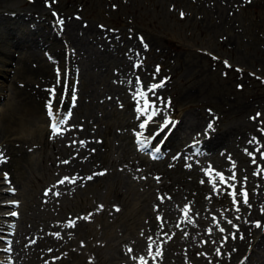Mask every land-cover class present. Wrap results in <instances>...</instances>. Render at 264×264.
<instances>
[{"label":"rangeland","instance_id":"obj_1","mask_svg":"<svg viewBox=\"0 0 264 264\" xmlns=\"http://www.w3.org/2000/svg\"><path fill=\"white\" fill-rule=\"evenodd\" d=\"M27 1L28 0H9L3 2V0H0V6L3 5V6L11 7L12 11H16L19 9H26L27 6L29 5ZM217 1L218 0H212V1L200 0V2L198 0H52V1L44 0L43 1L45 7L48 8L49 11L51 10L52 14H55L56 11L64 12L67 15L73 17L79 23L89 25L92 27L93 26L106 27L110 31L113 32L115 31L118 34L119 33L124 35L126 34L125 35L126 38L129 36V34L134 33L132 35H135L137 37L139 36L138 38L142 40H150V38L153 39L155 46L151 47L150 49L145 48L140 55L133 56L132 57L133 61L132 63H130L133 64L134 62L135 63L134 68L137 69V72L135 73L133 78L140 77L141 79H143V81L146 84L145 90L149 85L159 84L161 82H164L163 87L158 88V90L154 94L151 93L148 95L149 101L154 102L155 107L157 109V113L152 116L151 120H149V123L153 122V124H155L154 125L155 127L153 128L150 127L149 128L150 131L149 129H147L146 135L145 133L143 135L144 139H146V137H153L155 131H153L152 129L159 127L158 131H161L159 138L161 136L163 137H161L159 141L158 139H154L151 143H149V149H151L157 145L162 146L166 141V139L168 137H171L173 133L175 134L178 132L181 133L180 136L183 137L182 140H184L185 144L189 145V147L191 146L190 147L191 149L187 147L185 151L181 152V154L178 152L175 154L176 156L174 155L173 156L175 157L174 158L175 163L179 161V158H183L184 156L186 157V158L184 157L185 159L182 161L183 167L188 170V174L184 177V181L186 178L188 179L189 175L190 178L191 177L193 178L195 174L194 177H198L197 184L199 186H202L203 184L204 185L206 184L208 186L212 185L213 184L212 181L215 180V182L218 183V185H220L222 188H220L215 193L213 192V196H212L213 198L212 197L207 198L208 200L204 199L202 203L200 201V205H202L201 206L202 208L200 207L198 208V210H193L192 212L191 210L193 209L194 206H192L191 203H187L186 200L184 199L185 194H182L183 189L178 187L176 184L175 185H171L168 183L166 184V182H164V180L160 178L158 173H156L155 175V172H153L154 170H151V172L150 171L147 172L148 167L151 168L153 166L152 165L153 162L151 163L150 161L146 160L147 158L145 159L146 162H143L141 160L139 161L140 156L134 154V152L132 154L130 152L131 155L123 156L122 150L119 147L120 142L122 140L119 134L124 132L125 130L123 129V127L117 125H115L113 128L110 129L108 125H106V122L104 120L107 119L108 121L107 120L106 121L109 124V122H113L114 120L115 121L122 120L123 122L129 119L130 122L128 124V127H130V130L128 129V131H130V138H133V134L137 128L136 125H138V121L141 118L147 119L146 115H142L140 112H138L139 105H138L137 97L134 95L135 89L134 88L131 90L128 89L124 93L120 90L119 83L121 78L118 77V74H115L118 73L117 71L120 70V66L117 65V67H115L116 65H114L113 62H109L107 60L108 56L105 55V51L100 53V51L97 50L92 51L90 49L87 51V53L84 54V57L83 56L81 57L79 54H77L78 51L75 50V48L71 46L67 47L66 50L64 51V56H66L65 57L66 59H69L71 57L73 59H77L78 61L81 60V66L79 65L76 67L78 68V73H74L73 76H69L68 78V69L66 68V71H64V73L62 72L63 75L65 74L67 76L68 87H72V89L71 90L67 89L66 92L65 90L66 82H64L62 86V82L65 78H62V81L60 82L61 86L60 85L58 87L50 86L49 90L53 88L56 89L58 93L60 92L63 94V92L64 93L66 92L65 93L66 96L68 98H71V100H73L76 96L81 95V93L84 94L85 92H89L93 89H97L96 91H98L99 94L102 93L100 94L101 96L97 98V101L99 103H102L103 101L107 102L105 104L106 107L103 108L104 109L103 112L107 110L109 111V109H111L113 115L112 116L109 115L106 118L102 117V119L97 124L95 123L96 121H94V118H91L90 127L80 131L81 129H79L74 124V121L73 122L67 121L69 119L68 116H71V114L69 111L67 112L64 106H62V103H58L57 108H59V110H57L56 113L58 114L59 121L60 120L64 121L63 123L59 124L61 131L58 135H60V137H62L63 140L67 137L65 139V141L67 142L66 144L74 145L75 151H78L79 150L78 147H80V150L82 149L87 153V152H92L96 148V150L93 151L95 152L94 154H97V152H101L102 155H104L110 150L111 151L110 160H105L107 159L106 155L105 157L99 155L97 159H94L96 161L87 163V169L85 170L84 175L78 178L75 174H72V176L65 175L64 173L63 176L62 174H60V176L55 175L54 173L55 170L53 169H52L53 171L50 170L52 174L46 176L47 174L45 173V171L41 169L43 166L44 167H47L48 165L50 166L49 161L46 159V154L48 153L50 159L51 158L53 159L54 163L51 165L52 167L55 168H57L59 165V157L56 158L53 152L51 154L49 148L41 149V147L37 148L35 146H30L29 151L32 152L33 154L30 153V155L32 154L31 155L32 157L29 156V158L31 157L30 160L33 162V164L31 167H27V171H25L26 173L24 172L22 177L19 178V180L21 179L20 180L21 182L18 180V184H20L19 185L20 187L17 188L16 194H14V192L16 191V187H12L13 184L9 181L10 179L7 178L2 173H0V218L6 217L4 218L3 221L13 225V228L17 229L18 233L15 236L16 238L15 240L18 241L16 246L20 244L17 250L19 251V253L20 252L23 253L26 250V248L23 246V241L29 240L30 236L32 234H35L34 233L35 228L32 227L28 229V227L31 226L32 221L24 220V217L27 216L29 211L31 210V207L35 211H37L38 214L40 213L42 215L46 214V218H48L45 220H41L42 222L40 224V221L37 220L35 221V219L32 217L33 215H31L32 219L36 222L37 228L38 229L41 227L43 228V229L41 228L42 231H40L39 233L40 235L44 231L45 223L46 224L50 223L51 225L52 223L59 222L60 226L63 225L62 227L64 229L65 228L68 229V230L66 229L64 230L61 227L64 230V232H67L68 234L65 233L66 237L65 236L63 237V235L62 237H59V239L60 238L61 239L57 241L58 242L57 244L54 245L53 251L52 250L47 251L46 258L44 257L38 260L37 259L38 255L37 256L35 255L36 258H34L31 262H29L30 264L32 263L47 264V261L49 259L55 258V255L52 254L55 253V250L59 248H61L62 251L63 250L65 252L67 251L68 253H73V252L76 253L79 252V250L81 249V252L84 253V255H82L83 253H81L82 256L81 259L82 262L86 264H109V263L110 264H143L141 258H143V261H146L147 264H176V263L177 264H194V263L209 264L210 260H212L211 261L212 264H215V261L213 260L214 256L217 258L220 264H224V262L220 260V256L223 252V248H222L223 241L225 240V238H227L228 240H231L233 238L228 231V226H230V224L233 223L232 222L233 220L243 221L246 218V216H249V219L247 220H249V222H251L252 224L256 222V219L253 217L254 215L252 213L256 207H258L259 205L262 204V202H264V159H262L260 155V152H264V131H262L264 130V0H251V2L247 0L244 3L243 2L239 3L240 5L238 3H236L235 5V3L233 2L229 5L227 4L228 0L227 1L219 0L218 2ZM208 6L209 8L211 7L210 10L212 11V13L209 10ZM181 13H183V18H181ZM225 15H227L228 17L227 16L225 17ZM56 32H57V37L61 38L62 40L64 39L65 44L66 43L68 44L69 41L74 42L78 40L77 33L75 32V29H72L71 26H69L66 30L60 28ZM75 38L77 39L75 40ZM90 45L99 48L98 43L96 44L90 43ZM12 48L14 49V53L17 54L22 53V49L20 47H12ZM39 52L42 56L44 55L43 53H41L42 49H40ZM82 52L83 51L80 50V53ZM96 54L99 56L98 58ZM46 60H50V56L47 57ZM34 61L35 63H37V60ZM103 62L106 65L107 63L109 64L107 71H105V68L102 66ZM100 64H101V69H100ZM157 66H159L160 69L159 72L156 71ZM7 67L9 66L7 65ZM53 68L50 67V70H52ZM33 83L36 84V86L38 84H40V86L45 85L46 84L45 75L42 74V76H38L35 80H33ZM59 87H61L62 90H60L61 88L59 89ZM113 88L115 90H113ZM103 92H106L107 94ZM117 92H119L120 94ZM116 95H118V97ZM129 95L130 97H128ZM184 95H192L193 97L192 104H186V106L182 105V98ZM127 100L131 102L132 109L133 110L135 109L134 110L135 112L134 111H133L134 113L132 112V116H130V118L128 117L124 118L125 111L123 110L125 108V103H126L125 101ZM109 101L111 102L109 103ZM116 101L118 105H115ZM0 106H1L0 107L1 110L2 105ZM164 109L167 112V114L165 115L164 112H162ZM44 111L45 110H42V115H44L43 118L37 120L35 122V125L31 124L30 120L27 117H24L23 126H21V124H12L11 131L7 132V138L13 139L14 137L24 136L25 133L24 130L21 129V127L24 128L29 125L31 128L34 127L33 129H35L34 134L32 133V135H29L31 136L29 138H35L42 141L47 140L46 138L48 134L46 131L48 128L49 120ZM63 111L66 113H64ZM101 111L102 108L99 107L96 110L95 115L99 113L98 115L100 116L102 114ZM257 113H260L261 115L257 117L255 120L252 119L253 117L257 116ZM21 115L23 114L21 113ZM167 115L169 118L166 117ZM164 117L166 119H164ZM166 120L167 121L170 120L171 123H169L167 127H163ZM37 124L40 126H38ZM176 124L177 126L175 127ZM209 124L212 125L211 128H209ZM235 124L237 125L236 126L237 129H234L235 130L234 133H231L229 137L222 138L221 142H219V144H217L212 149L207 148V150H204V149H200L199 147L196 148L198 150L193 149V146L196 145V142H200V140L198 141V139L200 138L194 139L193 135L196 136L198 135V133H203L205 129L209 131H213V133L221 132L224 131V129H226L229 125L230 127H232V125ZM149 125H151V123ZM68 127L71 129H69ZM107 129L111 130L113 134L114 133H118V134L108 135L106 134L107 131H105ZM120 129H122V131H120ZM83 132H85L86 135L85 133L83 134ZM103 135H108V137L110 136L108 138V142H109V144L107 143L108 145H104L106 140ZM185 137H187L186 141H185L186 139ZM84 139L86 142L84 141ZM154 141H158V143H155ZM110 142L112 145L110 144ZM83 143L85 145H83ZM33 144L38 146V143L35 141ZM76 148L78 150H76ZM257 149H260V151L259 152L256 151ZM166 152L168 154V149L167 151L166 150L162 151V149L160 148V153L162 157V158L160 157V160L162 159L165 160L166 157H168L166 156L167 155ZM185 152L187 154H185ZM204 153L205 154L208 153V155L210 154L211 155L210 157L207 158L206 156L208 155L207 154L205 155ZM249 153H252V156L255 157L256 159L255 164L252 162V156H250ZM181 155L183 156L180 157ZM157 159H159V157H157ZM192 160L193 161L196 160L197 162H199V164L196 161L195 164ZM201 160L204 161L202 162ZM103 162H105V164ZM132 162L135 163V165L139 164L138 165L139 167L136 166L135 168L134 166L131 167L130 165ZM115 168H117L118 171ZM258 169H260V173L255 174L257 173ZM112 172L113 173L115 172V174H112ZM98 173H103V174H98ZM120 173L121 174L124 173L123 176H126L125 177L126 181L124 179L122 180ZM191 173H193V175ZM217 173L222 174L225 178L231 177L234 173L236 179L235 180L228 179L227 184L220 183L219 178L216 176ZM105 174L107 175V177ZM34 175H36L37 177ZM100 175L103 177H101ZM111 175L112 177L114 176L113 177L114 179H112ZM95 177L97 178L94 179ZM111 179L112 181H110ZM187 179L185 182H188ZM62 180L66 182L60 183V181ZM76 180L77 181L79 180V182H76ZM127 180L130 182L128 183ZM69 182H73V183H69ZM114 182H116V184H114ZM49 183L52 186H50ZM119 184H121V186ZM124 184H126V186ZM163 184L167 187H165ZM69 185L72 186L69 187ZM79 185L81 186V188H79L80 187ZM129 185H131V187ZM232 185L235 186V191L237 193L236 200L238 201V203L236 204L233 203V196L231 195V192L233 191V188L231 187ZM167 188L170 190H168ZM197 188L198 190H202V188L200 187ZM7 189H9L11 192H9ZM12 189H13V193H12ZM48 189L52 190L53 193L52 191L49 192ZM58 189L60 190L58 191ZM123 189L125 192L123 191ZM119 190L121 191L119 192ZM245 190L248 193V204H244L243 197L240 196V193ZM64 191L66 192L67 195L65 194ZM46 192L48 193L46 196L49 195L50 198L48 200L43 199V201L46 202V204L44 203L45 204L44 206L43 201L41 200V194L42 193L46 194ZM55 193H59V195H55ZM97 193L99 195H97ZM12 197H16L17 199L15 200L17 202V204H15V209H11L12 205L10 207V204H7V202L10 203L13 200ZM60 197L62 198L61 200ZM64 197H66L67 199L69 198V201L68 200L66 201ZM171 197H175L173 198L175 200L178 199L177 203L179 204L180 209L178 208L179 212L176 211L175 209L174 216L175 214H177L176 217H174L170 213H168L170 214L168 215L166 213L167 209L165 211V208L167 206L166 202L167 204H169L170 202L169 199H172ZM34 198L36 199V205H33V202H35ZM104 198L107 199V202H105ZM143 198H147V199H143ZM219 200H223V201H219ZM19 201H22V205H18ZM146 201L149 202L147 203ZM91 202L92 205H90ZM143 204L144 206H142ZM107 205L111 207H108ZM101 206H103V208ZM131 206L133 208H131ZM237 207L239 208V211H237ZM54 208L57 211H59V213L58 212L55 213L56 210ZM115 208L118 209L117 210L118 212L116 211ZM120 208L123 209L121 210ZM186 208L188 209L187 212L185 211ZM87 209L89 212H87ZM61 210H63V212L60 213ZM147 211L148 213H146ZM123 212H125V215ZM12 213H16V215H12ZM115 213H117L118 216ZM68 214H70L71 217L68 216ZM77 214L80 215L81 218L79 219V221L76 222V219L79 217L76 216ZM195 215L197 218L195 217ZM113 216L115 219L113 218ZM164 216L165 217L168 216L166 217L167 220L164 219L165 218ZM224 217L227 218L225 219ZM70 218L71 219L73 218L72 221H70L71 220ZM120 218L123 221H121ZM83 219H87V220H83ZM173 219H176V221H173ZM207 219L210 221H207ZM113 220L115 221L113 222ZM182 220L185 221L186 223L184 227H181L180 225ZM193 220H195L196 222ZM211 220L213 223L211 222ZM46 221H48L49 223ZM228 221H231V223H228ZM79 223H82V225L86 226V228L84 230L79 229L78 228ZM162 223L164 226L162 225ZM188 223L191 224V227ZM112 225L113 227H111ZM154 225L156 228L154 227ZM207 225H209L210 227ZM192 226L194 228H192ZM7 227L8 224L3 223V228H0V264H9L11 258V256L8 253V249H9L8 246H10V244L7 239L10 238V236H8ZM121 228L122 230H120ZM220 228H223L224 231L221 232ZM148 229L150 231H148ZM185 229L187 231L191 229L193 230L194 233L191 235V239L193 237L194 238L192 239L193 241L191 242H193L192 247L193 246L195 247L192 249V251L189 250V252L187 251L186 253H184L182 257H179L178 259L174 258L176 262H173L172 261L173 259H171V257H168V254L170 252V249L174 248L175 246L176 249L174 251L181 249V247L185 249L183 246L184 244L183 240L189 238V236L184 237V235L187 234V231ZM198 229L200 230L198 231ZM49 231H51L52 233L55 232L56 230H48V232ZM261 231L252 233V238L253 239L255 238L254 242H257L258 239H261L260 234L262 235V233L264 232V222L262 223ZM115 232H119V233L117 234ZM197 232L198 234L199 233L200 234L198 235ZM54 234L55 236H57L58 234H60V230L59 232ZM91 234H93V236ZM115 234L117 235L118 238H119L118 235H120L121 237L119 238L120 240H118L117 237H114ZM124 235L126 236L124 237ZM158 235L161 237H159ZM32 237H36V235ZM108 237L110 239H108ZM157 237H159L160 239ZM203 237H205V239ZM62 239L64 240L62 241ZM112 239L113 240L115 239V241H113ZM110 240L111 242H109ZM106 241L107 243L108 242L109 243L107 244ZM134 242L135 243L141 242V244L137 243L136 245ZM194 242H196V244ZM110 243L111 245L108 247ZM202 243L204 244V246ZM96 244L99 245L96 246ZM103 244H105L106 247ZM57 245L59 246L57 247ZM92 245L96 247H93ZM55 246L57 248H55ZM111 246L115 249L112 250L113 248ZM253 246L254 245L249 246V243L246 245L245 254L238 259L239 263L264 264V235L262 236V239L259 240V243H257L255 246L258 250L257 254L254 257L255 259L254 258L249 259L251 256L250 254L252 252ZM37 247H41V244L40 243L37 244ZM67 248L70 249L68 250ZM85 248H87V250ZM104 248L106 251L104 250ZM97 250L98 252H96ZM130 250L133 251V253ZM217 250H219V254L217 253ZM75 253L73 256H75ZM85 254H86V258H85ZM110 257L112 259V262H110L111 261ZM123 257H125V259ZM200 257L202 259H200ZM99 258L100 259L103 258L104 260L102 259L103 260L102 261ZM198 259H200L201 261ZM238 262L236 264H239ZM219 263L217 262L216 264Z\"/></svg>","mask_w":264,"mask_h":264},{"label":"bare ground","instance_id":"obj_2","mask_svg":"<svg viewBox=\"0 0 264 264\" xmlns=\"http://www.w3.org/2000/svg\"><path fill=\"white\" fill-rule=\"evenodd\" d=\"M9 0H3V2H6ZM44 0H28L27 2L29 3V5L27 6L26 9H19L16 11H12L11 7H7V6H0V97L3 94V91H7L8 89V94H6L3 97V101H2V109L0 110V154H2V158H0V173H2L3 175H5L7 173L8 177L10 180V182L15 186V187H20L18 184V180L20 177H22L23 173L25 171H27V167H31L33 162L30 160L31 159V155L33 154L32 152L29 151L30 146H35L37 148L43 149V148H49L52 152L55 154L56 158L59 157V165L57 168L52 167L51 164H53V159L49 157L48 153L46 154V159L49 161L50 166L48 165L47 167H42L41 169H43L45 171L46 176L51 175V171L55 170V175H59L63 173L65 175H72V174H76L77 178L84 175L85 170L87 169V163L96 161L94 159H97V157L99 155H101L102 157L106 155L105 160H110V150L102 155L101 152H97V154H94L95 152H93L94 150H96V146L94 147L95 149L92 152H85L82 149L80 150V147L78 151H75L74 148L71 146V144L67 145L65 139L63 140L62 137H59L58 135L55 134V132L49 130L46 131L48 136H47V140L42 141V140H38L35 138H29V135H32V133L34 134L35 129L31 128L29 125L27 127H24L21 129L24 130L25 135L22 137H14L13 139H8L7 138V132L11 131V126L12 124H21V126H23L24 122V117H27L31 124L35 125V122L39 119H42L44 115H42V110L45 109V107L47 106V104L51 101L52 102V106L54 109H57L56 105L58 104V101H61V93L56 90L55 91V95L54 97L50 94V86L53 87H58L60 85V82L62 81V78H64V75L62 74V72L64 73V71H66V68L68 69V78L69 76H73L74 73H78V68H76L77 66H81V60L78 61L77 59H73V58H69L66 59L64 56V51L66 50L67 47H73L75 48V50L78 51L77 54H79L81 57H84V54L87 53L88 50H92V51H100V53L105 51V55H107V60L109 62H113L114 65H116L115 67H117V65L120 66V70L117 71L118 73V77L121 78L120 83H119V88L120 90L124 93L126 90H131V89H135V81L136 78H133V76L135 75V73L137 72V69L134 68V62L132 63V57L136 56V55H140L145 48H151L155 46V43L153 41L152 38H150V40H142L139 39L137 36L129 34V36L126 38V34H121V33H117V32H113L110 31L108 28L106 27H95V26H89V25H85L82 23L77 22L73 17H71L70 15H67L64 12H58L56 11L55 14L51 13V10L49 11L48 8L45 7ZM50 1V0H49ZM52 1V0H51ZM200 2V0H198ZM203 1V0H201ZM212 1V0H211ZM219 1V0H218ZM217 1V2H218ZM227 1V0H226ZM247 0H228L227 4H231L232 2L235 3H241V2H245ZM249 1V0H248ZM216 2V3H217ZM222 2V1H221ZM224 2V1H223ZM205 3V1H204ZM225 3V2H224ZM247 3V2H246ZM245 3V4H246ZM203 4V3H202ZM226 4V3H225ZM209 5V4H208ZM214 5V4H213ZM240 5V4H239ZM204 6V5H203ZM217 6V5H216ZM229 7V6H228ZM209 8V6H208ZM211 8V7H210ZM209 8V10H210ZM214 8V7H213ZM216 8V7H215ZM232 8V6H231ZM225 10V8H224ZM211 11V10H210ZM222 11V10H221ZM204 12V11H203ZM232 12V11H231ZM208 13V12H207ZM206 13V14H207ZM212 13V11H211ZM215 13V12H214ZM218 13V12H217ZM221 13V12H220ZM226 14V13H225ZM211 15V14H210ZM215 15V14H214ZM227 15H225L226 17ZM211 17V16H210ZM228 17V16H227ZM230 17V16H229ZM205 18V17H204ZM222 18V17H221ZM60 20H63V24L61 25L59 23ZM69 26L72 27V29H75V32L77 33V37L78 40L74 41V42H70L67 44H65L64 39L62 40L61 38L57 37V30L62 28L63 30H66ZM71 29V28H70ZM68 31V30H67ZM81 32V33H79ZM132 32V31H131ZM68 33V32H67ZM70 33V31H69ZM68 35V34H66ZM72 35V34H71ZM132 35V36H131ZM77 38H75L76 40ZM66 40V39H65ZM74 40V39H73ZM146 41V42H145ZM90 43L92 44H99V48H96V46H91ZM12 47H20L22 49V53L20 55H18L17 53H14V49ZM40 49H42V52L44 55L42 56L40 54ZM102 49V50H100ZM80 50H82L83 52L80 53ZM44 51V52H43ZM76 53V52H75ZM75 54V55H77ZM45 56V57H44ZM50 56V60H46L47 57ZM97 58L99 57L96 54ZM77 57V56H76ZM105 57V56H104ZM31 59L37 60V64L35 65V61H31ZM99 60V59H98ZM103 60V59H102ZM138 60V59H136ZM107 62V61H106ZM140 62V60H139ZM53 63V64H52ZM130 64V65H129ZM7 65L9 67H7ZM84 65V64H83ZM91 65V64H90ZM97 65V64H96ZM99 65V62H98ZM105 68V71L108 70L109 64L107 63L102 65ZM138 66V64H137ZM50 67H54L52 70H50ZM102 67V68H103ZM112 68V67H111ZM110 68V69H111ZM119 68V67H118ZM100 69H101V64H100ZM12 72H11V71ZM59 72V75H58ZM115 72V71H114ZM82 73V72H81ZM112 73V72H111ZM42 74L45 75L46 77V84L40 86V84H38L36 86V84L33 83V80H35L38 76H42ZM44 78V77H43ZM45 79V78H44ZM143 87H146L145 82L143 81V79H141L139 77ZM65 80V79H64ZM63 80V82H65ZM6 81V82H5ZM44 81V80H43ZM132 83H129V82ZM41 82V81H40ZM63 82H62V86H63ZM149 82V81H148ZM18 83V84H17ZM151 84V83H150ZM49 86V87H48ZM61 86V85H60ZM43 87V88H41ZM52 88V87H51ZM61 87H59L60 89ZM105 88V87H104ZM53 89V88H52ZM58 89V88H57ZM58 89V90H59ZM71 90L72 87H68V90ZM62 90V88L60 89ZM64 90V89H63ZM97 89H93L89 92H85L84 94L81 93V95L76 96L72 101H70V99L65 98L63 100V106L66 108V110H68L71 114V116H68V120L67 121H74V124L82 130H85L87 128L90 127V120L91 118H94V121H96L95 123L97 124L102 117H107L109 115H113V113L111 112V109H109V111H104V107L105 104L107 102H102L99 103L97 101V98L100 97L102 93L99 94L98 91H96ZM107 90V89H106ZM111 90V89H109ZM113 90H115L113 88ZM118 90V89H117ZM136 90V89H135ZM158 90V89H157ZM156 90V91H157ZM73 91V90H72ZM101 91V90H100ZM119 91V90H118ZM107 92V91H106ZM103 92V93H106ZM131 92V91H130ZM128 92V93H130ZM64 93V92H63ZM66 93V92H65ZM113 93V92H112ZM119 93V92H117ZM107 94V93H106ZM120 94V93H119ZM133 94V93H132ZM151 94V93H149ZM148 94V95H149ZM123 95V94H122ZM135 95V94H134ZM3 96V95H2ZM15 96V97H14ZM107 96V95H105ZM118 97V95H116ZM125 96V95H124ZM15 99H14V98ZM112 97V96H111ZM121 97V96H120ZM130 97V95L128 96ZM134 97V96H132ZM125 98V97H124ZM108 99V98H107ZM131 99V98H130ZM99 100V99H98ZM103 100V99H102ZM114 100V99H113ZM138 100V99H137ZM107 101V100H106ZM134 101V100H133ZM193 101V97L192 95H184L182 98V105L186 104H192ZM111 101H109L110 103ZM115 102V101H114ZM125 108L123 111H125V117L124 118H130V116H132V112L135 110L132 109L131 107V102L129 100L125 101ZM135 102V101H134ZM62 103V102H61ZM136 103V102H135ZM134 103V104H135ZM133 104V103H132ZM13 105V106H12ZM113 105V104H112ZM117 101H116V104ZM109 106V105H108ZM107 106V107H108ZM102 108V114L99 116L98 114L95 115L96 110L98 108ZM113 107V106H112ZM165 108V107H164ZM116 109V108H115ZM137 109V106H136ZM162 109V108H160ZM58 110V109H57ZM185 110V109H184ZM67 111V112H68ZM122 111V112H123ZM64 112V111H63ZM100 112V110H99ZM121 112V111H120ZM135 112V111H134ZM133 112V113H134ZM139 112V111H138ZM162 112H164V115L167 114L166 110L164 109ZM20 113V115H19ZM21 113L23 115H21ZM66 113V112H64ZM177 113V112H176ZM68 114V113H67ZM138 114V113H137ZM139 115V114H138ZM137 115V116H138ZM57 116L55 115V118ZM116 117V116H115ZM118 117V116H117ZM122 117V116H121ZM145 117V116H144ZM167 118L168 115L166 116ZM123 118V117H122ZM163 118V117H162ZM110 119V117H109ZM119 119V118H118ZM134 119V118H133ZM131 119V120H133ZM164 119H166L164 117ZM47 120V119H45ZM66 120V119H65ZM105 119L104 121L106 122V125H108V127L111 129L113 128L115 125L117 126H121L123 127V129L125 130L124 132L120 133L119 135L121 136L122 140L120 142V148L122 150V154L123 156L126 155H131L133 152L136 155H139V161H143L146 162V158L148 159V157H144L145 154H141L139 153L132 144V140L130 138V131H128V129L130 130V127H128V124L130 122L129 119H127V121H123L119 120V121H113V122H109L108 124V120ZM168 120V119H167ZM166 120V121H167ZM41 121V120H40ZM170 121V120H169ZM64 122V121H63ZM134 122V121H132ZM151 123V125H149ZM147 123L145 128L149 129L150 127L153 128L155 127L153 124V122ZM174 123V122H173ZM71 124V123H70ZM73 124V123H72ZM93 124V123H92ZM131 124V123H130ZM178 124V123H177ZM177 124L175 125V127L177 126ZM38 125V124H37ZM66 125V124H65ZM102 125V124H101ZM40 126V125H38ZM137 126V125H136ZM236 124L232 125V127H230V125L224 129V131L221 132H216L213 133V131H209L207 129L204 130L203 133H198V135L193 137L194 139L200 138L198 139V141L200 140V142H196V145L193 146V149H196L197 147H199L200 149H204L207 150V148L212 149L213 147H215L217 144H219V142H221L222 138L224 137H229L231 133H234V129L236 128ZM43 127V126H42ZM174 127V128H175ZM38 128V127H37ZM65 128V126H64ZM69 128V127H68ZM119 128V127H118ZM133 128V127H132ZM71 129V128H69ZM76 129V128H75ZM242 129V128H241ZM43 130V128H42ZM41 130V131H42ZM48 130V129H47ZM73 130V129H72ZM77 130V129H76ZM75 130V131H76ZM103 130V129H102ZM153 131H156V135L154 136V138H150V137H146L145 140H143V142L145 144H148L149 142H152L154 139H160L159 135L161 133V131H158V128H154L152 129ZM71 131V130H70ZM98 131V130H97ZM101 131V130H100ZM107 131L106 134L111 135L113 134L111 130L107 129L105 130ZM118 131V130H117ZM120 131H122V129H120ZM134 131V130H132ZM131 131V132H132ZM150 131V129H149ZM197 131V130H196ZM244 131V130H243ZM22 132V131H21ZM103 132V131H102ZM145 132V131H144ZM200 132V131H199ZM70 133V132H69ZM80 133V132H79ZM85 132H83L84 134ZM172 133V132H171ZM245 133V132H244ZM44 134V133H43ZM82 134V135H83ZM90 134V133H89ZM102 134V133H101ZM115 135L118 133H114ZM113 134V135H114ZM181 133H173V135L171 137H168L166 139V141L164 142V144L160 147L162 149V151L168 149V154L166 152V159L165 160H160L157 159L156 161L152 160L150 161L151 163L153 162V168H149V171L151 172L152 169H154L153 172L158 173V175L160 176V178H162L164 180V182H166V184H171V185H177L178 187H180L181 189H183V193L184 195V199L186 200L187 203H191L193 207V209L191 210L193 212V210H198V208H200L202 205H200V201L202 203V201H204V199L210 198L213 196V192L215 193L217 190L215 189H220L222 188L220 185H218V183L215 184V189H214V185H202L199 186L197 184V179L198 177H194L193 178L188 176V182L184 181V177L188 174V170L185 169L183 167V163L182 161L186 158H179V161L177 163H175L174 161V156H176V153H180L185 151L187 147H189V145L185 144L184 140H182L183 137L180 136ZM213 134V135H212ZM243 134V133H242ZM86 135V133H85ZM108 135H103L105 137V144L104 145H108ZM146 135V134H145ZM62 136V135H61ZM191 136V135H190ZM189 136V137H190ZM28 137V138H27ZM31 137V136H30ZM46 137V136H45ZM77 137V136H76ZM85 138V136H84ZM115 138V136H114ZM120 138V137H119ZM185 141L187 140V137H185ZM82 139V138H81ZM113 139V138H112ZM192 139V140H194ZM104 140V139H103ZM102 140V141H103ZM37 142V145H34L33 143ZM69 141V138H68ZM82 141V140H81ZM85 141V139H84ZM89 141V140H87ZM111 141V140H110ZM159 141V140H158ZM74 142V141H73ZM86 142V141H85ZM84 142V143H85ZM92 142V141H91ZM98 142V141H97ZM100 142V141H99ZM188 142V141H187ZM224 142V141H223ZM222 142V143H223ZM226 142V141H225ZM69 143V142H68ZM76 143V142H75ZM83 143V145H85ZM108 143V144H107ZM236 143V141H235ZM67 146H66V145ZM81 144V142H80ZM96 144V142H95ZM111 144V142H110ZM227 144V143H226ZM232 144V143H231ZM112 145V144H111ZM155 145V144H154ZM221 145V144H220ZM223 146V145H222ZM242 146V145H241ZM84 147V146H81ZM191 147V146H190ZM189 147V148H190ZM228 147V146H227ZM36 148V149H37ZM112 148V147H111ZM110 148V149H111ZM188 148V149H189ZM220 148V147H219ZM84 149V148H83ZM87 149V148H86ZM85 149V150H86ZM191 149V148H190ZM35 150V149H34ZM103 150V149H102ZM198 150V149H196ZM29 151V152H28ZM160 151V149H159ZM104 152V151H103ZM131 152V154H130ZM193 152V151H191ZM198 152V151H196ZM195 152V153H196ZM209 152V151H208ZM216 152V151H215ZM225 152V151H224ZM30 153H32L30 155ZM100 153V154H99ZM105 153V152H104ZM211 153V152H210ZM221 153V152H220ZM179 154V155H180ZM183 154V153H182ZM185 154H187L185 152ZM193 154V153H192ZM205 154V153H204ZM208 155V153H206ZM205 154V155H206ZM144 155V156H143ZM174 155V156H173ZM204 155V156H205ZM211 155V154H210ZM210 155L206 156L207 158L210 157ZM214 155V154H213ZM29 156H31L29 158ZM135 156V155H134ZM142 156V157H141ZM147 156V155H146ZM183 155H181L180 157H182ZM203 157V156H201ZM112 158V157H111ZM162 158V157H161ZM188 158V157H187ZM197 158V157H195ZM199 158V157H198ZM206 158V159H207ZM44 159V158H43ZM129 159V158H128ZM192 159V158H191ZM200 159V158H199ZM203 159V158H202ZM205 159V158H204ZM55 160V159H54ZM104 160V159H103ZM188 160V159H187ZM113 161V159H112ZM136 161V160H134ZM193 161V160H192ZM196 161V160H195ZM195 161H193L195 163ZM202 161V160H201ZM204 161V160H203ZM202 161V162H203ZM206 161V160H205ZM109 162V161H108ZM197 162V161H196ZM105 164V162H103ZM111 163V161H110ZM127 163V162H126ZM133 163V162H132ZM199 164V162H197ZM93 164V163H92ZM101 164V163H100ZM103 164V165H104ZM119 164V163H118ZM123 164V163H121ZM130 164V163H129ZM135 164V163H134ZM144 164V163H143ZM174 164V167H173ZM196 164V163H195ZM197 164V165H198ZM98 165V164H97ZM96 165V166H97ZM102 165V166H103ZM116 165V164H115ZM139 164L135 165L136 167ZM145 165V164H144ZM149 165V164H148ZM188 165V163H187ZM134 166V168H135ZM141 166V163H140ZM99 167V166H98ZM125 167V166H124ZM132 167V166H131ZM201 167V164H200ZM93 168V167H92ZM106 168V166H105ZM123 168V167H122ZM147 168V167H146ZM29 169V168H28ZM53 169V170H52ZM95 169V168H94ZM117 169V168H115ZM126 169V168H125ZM204 169V168H203ZM51 170V171H50ZM121 170V169H119ZM132 170V169H131ZM194 170V169H193ZM118 171V169H117ZM123 171V170H122ZM128 171V170H127ZM148 172V171H147ZM26 173V172H25ZM93 173V172H91ZM90 173V174H91ZM118 173V172H116ZM109 174V173H108ZM112 174H115V172ZM126 174V173H125ZM153 174V173H152ZM193 175V173H191ZM198 174V173H197ZM42 175V174H41ZM106 175V174H105ZM123 174L120 173V176L122 178V180H125L126 176H123ZM36 176V175H34ZM67 176V177H68ZM101 176V175H100ZM99 176V178H100ZM129 176V175H128ZM37 177V176H36ZM44 177V176H43ZM103 177V176H101ZM107 177V175H106ZM112 177V175H111ZM114 177V176H113ZM112 177V179H114ZM201 177V176H199ZM24 178V177H23ZM39 178V177H38ZM46 178V177H45ZM49 178V177H48ZM47 178V179H48ZM72 178V177H71ZM82 178V177H81ZM84 178V177H83ZM97 177H95L94 179H96ZM116 178V175H115ZM156 178V177H155ZM228 178V177H227ZM2 179V178H1ZM86 179V178H85ZM112 179L110 181H112ZM21 180V179H20ZM19 180V181H20ZM40 180V179H39ZM68 180V179H67ZM72 180V179H71ZM103 180V179H102ZM200 180V179H199ZM198 180V181H199ZM210 180V179H209ZM43 181V180H42ZM77 181V180H76ZM79 181V180H78ZM91 181V180H89ZM115 181V180H114ZM126 181V180H125ZM202 181V180H201ZM21 182V181H20ZM45 182V181H44ZM66 182V181H64ZM118 182V181H117ZM120 182V181H119ZM127 182L129 183L130 181L127 180ZM160 182V181H159ZM90 183V182H89ZM100 183V182H99ZM111 183V182H110ZM113 183V182H112ZM122 183V182H121ZM150 183V182H149ZM154 183V181H153ZM199 183V182H198ZM202 183V182H201ZM210 183V182H209ZM53 184V183H52ZM60 184V183H59ZM66 184V183H65ZM82 184V183H81ZM84 184V183H83ZM91 184V183H90ZM96 184V183H95ZM114 184H116V182H114ZM151 184V183H150ZM200 184V183H199ZM50 185V183H49ZM74 185V184H73ZM88 185V184H87ZM121 186V184H119ZM126 186V184H124ZM122 185V186H124ZM154 185V184H153ZM164 185V184H163ZM52 186V185H50ZM55 186V185H54ZM68 186V185H67ZM72 185H69V187ZM80 186V185H79ZM84 186V185H83ZM89 186V185H88ZM100 186V185H99ZM113 186V184H112ZM118 186V185H117ZM119 186V187H120ZM131 187V185H129ZM165 186V185H164ZM49 187V186H48ZM61 187V186H60ZM64 187V184H63ZM77 187V186H76ZM162 187V186H161ZM167 187V186H165ZM190 187V188H188ZM197 187L202 188V190H198ZM53 188V187H51ZM55 188V187H54ZM59 188V187H58ZM72 188V187H71ZM81 188V186L79 187ZM117 188V187H116ZM122 188V187H121ZM64 189V188H63ZM70 189V188H69ZM74 189V187H73ZM78 189V188H76ZM83 189V188H82ZM106 189V188H105ZM111 189V188H110ZM125 189V188H124ZM123 189V191H124ZM164 189V188H161ZM168 189V188H167ZM194 189V190H193ZM49 190V189H48ZM60 189H58L59 191ZM68 190V189H67ZM122 190V189H121ZM119 190V192L121 191ZM130 190V189H129ZM170 190V189H168ZM172 190V189H171ZM222 190V189H221ZM52 191V190H51ZM106 191V190H105ZM50 192V191H49ZM61 192V191H60ZM65 192V191H64ZM78 192V191H77ZM110 192V191H109ZM117 192V191H116ZM125 192V191H124ZM178 192V191H177ZM53 193V191H52ZM68 193V192H67ZM72 193V192H71ZM76 193V192H75ZM111 193V192H110ZM118 193V192H117ZM127 193V192H126ZM125 193V194H126ZM134 193V192H133ZM175 193V192H174ZM224 193V192H223ZM226 193V192H225ZM19 194V193H18ZM45 194V193H44ZM66 194V192H65ZM85 194V193H84ZM107 194V193H106ZM105 194V195H106ZM119 194V193H118ZM117 194V195H118ZM123 194V193H122ZM135 194V193H134ZM169 194V193H168ZM62 195V194H60ZM67 195V194H66ZM72 195V194H70ZM81 195V194H80ZM92 195V194H91ZM95 195V194H94ZM97 195H99L97 193ZM104 195V196H105ZM114 195V194H113ZM139 195V194H138ZM177 195V194H176ZM216 195V194H215ZM218 195V193H217ZM221 195V194H220ZM223 195V194H222ZM40 196V195H39ZM49 196V195H48ZM51 196V195H50ZM54 196V195H53ZM103 196V197H104ZM128 196V195H127ZM126 196V197H127ZM73 197V196H72ZM71 197V198H72ZM77 197V196H76ZM75 197V198H76ZM100 197V196H99ZM98 197V198H99ZM102 197V198H103ZM136 197V196H135ZM176 197V196H175ZM175 197H171L172 199H169L170 202L169 204H167L166 202V208L165 211L166 213H170L171 215L174 216L175 213V209L176 211H178L179 208V204L177 203L178 199L175 200L173 198ZM37 198V196H36ZM40 198V197H39ZM42 198V197H41ZM52 198V197H51ZM66 199V201H69V198L67 199L66 197H64ZM84 198V197H83ZM97 198V197H96ZM101 198V201H102ZM133 198V197H131ZM130 198V199H131ZM213 198V197H212ZM215 198V197H214ZM224 198V197H223ZM35 199V198H34ZM62 198L60 197V200ZM105 199V198H104ZM109 199V198H108ZM129 199V200H130ZM139 199V198H138ZM143 199H147V198H143ZM222 199V198H221ZM53 200V199H52ZM96 200V199H95ZM114 200V199H113ZM112 200V201H113ZM208 200V199H207ZM210 200V199H209ZM217 200V199H216ZM33 201V200H32ZM35 202H33V205H36V199L34 200ZM71 201V200H70ZM86 201V200H85ZM91 201V200H90ZM110 201V200H109ZM219 201H223V200H219ZM52 202V201H50ZM105 202H107V199H105ZM122 202V201H121ZM128 202V201H127ZM125 202V203H127ZM147 202V201H146ZM149 202V201H148ZM147 202V203H148ZM210 202V201H209ZM48 203V202H47ZM56 203V202H55ZM63 203V202H62ZM65 203V202H64ZM124 203V201H123ZM131 203V202H130ZM138 203V202H137ZM136 203V204H137ZM208 203V201H207ZM44 204V203H43ZM46 204V203H45ZM44 204V206H45ZM69 204V203H68ZM72 204V203H71ZM88 204V203H87ZM100 204V203H99ZM116 204V203H115ZM139 204V203H138ZM145 204V203H144ZM144 204L142 206H144ZM158 204V203H157ZM178 204V205H177ZM224 204V203H223ZM228 204V203H227ZM12 205V204H11ZM48 205V204H47ZM92 205V202L91 204ZM112 205V204H110ZM114 205V204H113ZM127 205V204H126ZM135 205V204H134ZM146 205V204H145ZM148 205V204H147ZM152 205V204H151ZM165 205V203H164ZM177 205V206H176ZM211 205V204H210ZM7 206V205H6ZM42 206V204H41ZM85 206V204H84ZM83 206V207H84ZM89 206V205H88ZM96 206V205H94ZM108 206V205H107ZM118 206V205H117ZM129 206V205H128ZM126 206V207H128ZM139 206V205H138ZM141 206V207H142ZM204 206V205H203ZM49 207V206H48ZM67 207V206H66ZM82 207V208H83ZM111 207V206H108ZM150 207V206H149ZM161 207V206H160ZM37 208V207H36ZM41 208V207H40ZM60 208V207H59ZM89 208V207H88ZM101 208V207H100ZM103 208V206H102ZM106 208V207H105ZM131 208H133L131 206ZM138 208V207H137ZM136 208V209H137ZM202 208V207H201ZM207 208V207H206ZM204 208V209H206ZM224 208V207H223ZM55 209V208H54ZM53 209V210H54ZM107 209V208H106ZM109 209V208H108ZM116 209V208H115ZM121 210L123 208H120ZM159 209V208H158ZM180 209V208H179ZM203 209V210H204ZM222 209V207H221ZM227 209V208H226ZM40 210V209H39ZM47 210V209H46ZM56 210V209H55ZM66 210V209H65ZM76 210V209H75ZM111 210V208H110ZM126 210V208H125ZM129 210V209H128ZM160 210V209H159ZM210 210V209H208ZM228 210V209H227ZM231 210V209H230ZM264 202H262L261 205H259L258 207H256L253 211V217L256 219V222H259L261 227H257L256 226V222L255 223H251L249 222V216H246V218L243 221H239V220H233L230 224V226H228V231L230 233V235L233 234L235 235V239H225L223 241L222 244V248H223V252L220 256V260L224 262V264H236L238 262V259L240 257H242L245 254L246 251V245L249 243L250 245H254L252 252H251V256L249 259H253L255 257V255L257 254V248L255 247L257 243H259V240L262 239V236L264 235V232L262 233V235L260 234V238L258 239L257 242H254V239L252 238V233L253 232H260L262 230V223L264 222ZM51 211V210H49ZM97 211V208H96ZM109 211V210H108ZM113 211V210H112ZM117 211V209H116ZM149 211V210H148ZM148 211L146 213H148ZM200 211V210H199ZM215 211V210H214ZM223 211V210H222ZM226 211V210H225ZM59 211H55V213ZM63 212V210L60 211V213ZM65 212V211H64ZM76 212V211H75ZM101 212V211H100ZM118 212V211H117ZM120 212V211H119ZM126 212V211H125ZM125 212L124 215H125ZM135 212V211H134ZM137 212V211H136ZM153 212V211H152ZM179 212V211H178ZM210 212V211H209ZM234 212V211H233ZM237 212V211H236ZM40 213V212H39ZM47 213V212H46ZM52 213V212H51ZM66 213V212H65ZM69 213V212H68ZM97 213V212H96ZM99 213V212H98ZM109 213V212H108ZM131 213V212H130ZM157 213V212H156ZM160 213V212H159ZM228 213V212H227ZM5 214V213H4ZM3 214V215H4ZM95 214V213H94ZM117 215V213H115ZM121 214V213H120ZM152 214V213H151ZM164 214V213H163ZM168 214V215H170ZM180 214V213H179ZM209 214V213H208ZM216 214V213H215ZM220 214V213H219ZM250 214V213H249ZM31 215H33L32 217L35 219V221H40L41 220H45L48 219L46 218V214L42 215L41 213L38 214L37 211H35L32 207L31 210L29 211L28 215L24 217V220H30L32 221V224L30 227H28V229L30 228H37L36 222L32 219ZM48 215V214H47ZM74 215V214H73ZM129 215V214H128ZM148 215V214H147ZM153 215V214H152ZM206 215V214H205ZM226 215V214H224ZM60 216V215H59ZM78 216V214L76 215ZM94 216V215H93ZM97 216V215H96ZM118 216V215H117ZM156 216V215H155ZM177 214H175L174 217H176ZM191 216V215H190ZM189 216V217H190ZM209 216V215H207ZM50 217V216H49ZM55 217V216H54ZM71 217V216H70ZM80 217V216H79ZM127 217V216H125ZM131 217V216H130ZM165 217V216H164ZM168 217V216H166ZM166 217L164 219H166ZM179 217V216H178ZM177 217V218H178ZM196 217V215H195ZM200 217V216H199ZM206 217V216H205ZM214 217V216H213ZM220 217V216H219ZM218 217V218H219ZM6 218V217H4ZM4 218H0V228H3V223L4 224H8L7 222H4ZM8 218V217H7ZM20 218V217H19ZM51 218V217H50ZM62 218V217H61ZM75 218V217H74ZM112 218V217H111ZM114 218V216H113ZM122 218V217H121ZM120 218V220H121ZM129 218V217H128ZM146 218V217H145ZM150 218V217H149ZM170 218V217H169ZM197 218V217H196ZM201 218V217H200ZM210 218V217H209ZM217 218V217H216ZM225 218V217H224ZM227 218V217H226ZM225 218V219H226ZM241 218V217H240ZM69 219V218H68ZM71 219V218H70ZM73 219V218H72ZM72 219L70 221H72ZM115 219V218H114ZM204 219V218H203ZM83 220H87V219H83ZM150 220V219H149ZM167 220V219H166ZM202 220V219H201ZM217 220V219H216ZM223 220V219H221ZM16 221V220H15ZM55 221V220H54ZM53 221V222H54ZM59 221V220H57ZM62 221V220H61ZM79 221V220H78ZM89 221V220H88ZM94 221V220H93ZM115 220H113L114 222ZM118 221V220H117ZM123 221V220H121ZM125 221V220H124ZM132 221V219H131ZM172 221V220H171ZM173 221H176V219H173ZM195 221V220H193ZM207 221H210L207 219ZM214 221V220H213ZM10 222V221H9ZM29 222V221H28ZM48 222V221H46ZM64 222V221H63ZM84 222V221H83ZM130 222V221H129ZM148 222V220H147ZM146 222V223H147ZM152 222V221H151ZM196 222V221H195ZM212 222V220H211ZM210 222V223H211ZM217 222V221H216ZM221 222V221H220ZM49 223V222H48ZM59 223V222H58ZM69 223V222H67ZM85 223V222H84ZM83 223V224H84ZM87 223V221H86ZM119 223V222H117ZM121 223V222H120ZM169 223V222H168ZM171 223V222H170ZM198 223V220H197ZM200 223V222H199ZM204 223V222H203ZM206 223V222H205ZM213 223V222H212ZM16 224V223H15ZM27 224V223H26ZM25 224V225H26ZM39 224V223H37ZM41 224V223H40ZM44 224V223H43ZM50 224V223H49ZM90 224V223H89ZM107 224V223H106ZM129 224V223H127ZM144 224V223H143ZM148 224V223H147ZM154 224V222H153ZM189 224V223H188ZM196 224V223H195ZM201 224V223H200ZM209 224V223H208ZM217 224V223H216ZM30 225V224H29ZM87 225V224H86ZM111 225V224H109ZM114 225V223H113ZM113 225L111 227H113ZM124 225V224H122ZM121 225V226H122ZM150 225V224H149ZM157 225V224H156ZM163 225V223H162ZM166 225V224H165ZM181 227H184L186 225L185 221H181ZM191 227V224H189ZM212 225V224H211ZM215 225V224H214ZM235 225V227H234ZM40 226V225H39ZM63 226V225H62ZM60 226V228L62 227ZM82 225V223H79L78 228L81 230H84L86 228V226ZM116 226V225H115ZM120 226V227H121ZM129 226V225H128ZM145 226V225H144ZM151 226V225H150ZM164 226V225H163ZM162 226V227H163ZM209 226V225H207ZM216 226V225H215ZM41 227V226H40ZM44 227V226H43ZM70 227V226H69ZM118 227V226H117ZM124 227V226H123ZM149 227V226H148ZM155 227V225H154ZM161 227V226H160ZM203 227V226H202ZM210 227V226H209ZM8 228V227H7ZM42 228V227H41ZM59 228V227H58ZM59 228V230H60ZM63 228V227H62ZM74 228V227H72ZM116 228V227H115ZM114 228V229H115ZM125 228V227H124ZM156 228V227H155ZM188 228V226H187ZM192 228H194L192 226ZM198 228V227H196ZM205 228V227H204ZM214 228V227H213ZM217 228V227H216ZM22 229V228H21ZM26 229V228H25ZM40 229V228H39ZM43 229V228H42ZM45 229V227H44ZM64 229V228H63ZM67 229V228H65ZM64 229V230H65ZM89 229V228H88ZM127 229V228H126ZM147 229V228H146ZM163 229V228H162ZM218 229V228H217ZM221 229V228H220ZM7 230V229H6ZM19 230V229H18ZM38 230V228L36 229ZM35 230V231H36ZM68 230V229H67ZM122 230V228L120 229ZM145 230V228H144ZM186 230V229H185ZM200 229H198L199 231ZM202 230V229H201ZM206 230V229H203ZM42 231V230H41ZM71 231V230H70ZM76 231V230H75ZM87 231V230H86ZM92 231V230H91ZM97 231V230H96ZM114 231V230H113ZM112 231V233H113ZM129 231V230H128ZM148 231H150L148 229ZM158 231V230H157ZM161 231V230H160ZM187 231V230H186ZM196 231V230H195ZM211 231V230H210ZM27 232V231H26ZM44 232V231H43ZM88 232V231H87ZM93 232V231H92ZM209 232V231H207ZM213 232V230H212ZM218 232V231H216ZM262 232V231H261ZM51 233V231H50ZM67 232H64V234ZM76 233V232H75ZM94 233V232H93ZM111 233V232H108ZM115 233H119V232H115ZM152 233V232H151ZM156 233V230H155ZM159 233V232H158ZM193 230H189L187 231V234L184 235L185 236H189V238H184L185 240H183L184 244V248L181 247V249H178L176 251H174L176 249V246L174 248L170 249V252L168 254V257H171V259H173V262H176V259H178L179 257H182L184 253H186L187 251L189 252L192 251V249L195 247H192V243L191 241H193L192 238L191 239V235L193 234ZM206 233V232H205ZM25 234V233H24ZM68 234V233H67ZM90 234V233H89ZM99 234V233H98ZM198 234V232H197ZM200 234V233H199ZM198 234V235H199ZM203 234V233H202ZM207 234V233H206ZM12 235V234H11ZM21 235V234H20ZM55 235V234H54ZM72 235V234H71ZM93 236V234H91ZM97 235V234H95ZM107 235V234H106ZM123 235V234H121ZM149 235V232H148ZM160 235V234H159ZM158 235V236H159ZM197 235V237H198ZM223 235V234H222ZM25 236V235H24ZM35 236V235H34ZM65 235H63L64 237ZM70 236V235H69ZM79 236V235H78ZM119 238L120 235H118ZM126 235H124L125 237ZM152 236V235H151ZM201 236V235H200ZM210 236V235H209ZM208 236V238H209ZM215 236V235H214ZM213 236V237H214ZM241 236L243 237V239H241ZM66 237V236H65ZM74 237V236H73ZM83 237V236H82ZM96 237V236H94ZM114 237H117V235L115 234ZM154 237V236H153ZM161 237V236H159ZM157 237V238H159ZM202 237V236H201ZM20 238V237H19ZM27 238V237H26ZM98 238V237H97ZM118 238V237H117ZM118 238V240H120ZM156 238V237H155ZM169 238V237H168ZM205 239V237H203ZM215 238V237H214ZM16 239V238H15ZM21 239V238H20ZM61 239V238H60ZM65 239V238H64ZM62 239V241L64 240ZM67 239V238H66ZM108 239H110L108 237ZM107 239V240H108ZM128 239V237H127ZM160 239V238H159ZM198 239V238H196ZM200 239V238H199ZM213 239V238H212ZM69 240V237H68ZM77 240V238H76ZM74 240V241H76ZM113 240V239H112ZM72 241V240H71ZM115 241V239L113 240ZM112 241V242H113ZM138 241V240H137ZM144 241V240H143ZM170 241V240H169ZM199 241V240H198ZM197 241V242H198ZM213 241V240H212ZM39 242H48L49 245H51L52 243H54V239L52 237H48V238H44V237H39L37 240V243ZM69 242V241H68ZM111 242V240L109 241ZM108 242V243H109ZM177 242V241H176ZM210 242V241H209ZM20 243V241H19ZM58 242H55V244H57ZM98 243V242H97ZM107 243V241H106ZM107 243V244H108ZM135 243V242H134ZM140 243L141 242H137ZM137 243H135L137 245ZM196 244V242H194ZM213 243V242H212ZM22 244V243H21ZM63 244V243H62ZM67 244V243H66ZM69 244V243H68ZM130 244V243H129ZM145 244V243H143ZM142 244V245H143ZM177 244V243H175ZM199 244V243H198ZM203 244V243H202ZM210 244V243H209ZM20 245V244H19ZM18 245V247H19ZM35 245V244H34ZM48 244H45L43 247H48ZM65 245V244H64ZM99 244H96V246ZM101 245V244H100ZM105 246V244H103ZM111 245V243L108 245V247ZM114 245V243H113ZM122 245V244H121ZM134 245V244H131ZM129 245V246H131ZM180 245V244H179ZM59 245H57L58 247ZM93 246V245H92ZM91 246V247H92ZM93 246V247H96ZM118 246V245H117ZM123 246V245H122ZM141 246V245H140ZM139 246V247H140ZM167 246V245H166ZM204 246V244H203ZM55 246V248H57ZM64 247V246H63ZM102 247V246H101ZM100 247V248H101ZM106 247V246H105ZM112 247V246H111ZM120 247V246H119ZM138 247V246H137ZM211 247V246H210ZM208 247V248H210ZM252 247V246H251ZM22 248V247H21ZM72 248V247H71ZM113 248V247H112ZM117 248V247H116ZM121 248V247H120ZM119 248V249H120ZM123 248V247H122ZM134 248V247H133ZM202 248V247H201ZM61 249V248H59ZM68 250L70 248H67ZM87 250V248H85ZM84 249V250H85ZM111 249V248H110ZM115 248H113L112 250H114ZM135 249V248H134ZM20 250V249H19ZM31 252H29L28 254V258L26 259L27 261H29L33 256L36 255V251L34 248H31ZM92 250V249H91ZM96 250V249H95ZM105 250V248H104ZM118 250V249H117ZM116 250V251H117ZM127 250V249H126ZM199 250V249H198ZM23 251V250H21ZM74 251V250H73ZM72 251V252H73ZM76 251V250H75ZM83 251V250H82ZM106 251V250H105ZM200 251V250H199ZM56 252V251H55ZM93 252V251H92ZM98 252V250L96 251ZM104 252V251H103ZM123 252V251H121ZM120 252V253H121ZM133 253V251H131ZM136 252V251H135ZM134 252V253H135ZM198 252V251H197ZM196 252V253H197ZM21 253V252H20ZM83 253V252H81ZM87 253V251H86ZM95 253V252H94ZM101 253V252H100ZM168 253V252H167ZM166 253V254H167ZM218 253V252H217ZM248 253V252H247ZM50 254V253H48ZM93 254V253H92ZM111 254V253H109ZM124 254V253H122ZM194 254V253H193ZM261 254V253H260ZM84 255V253L82 254ZM104 255V254H103ZM115 255V254H114ZM128 255V254H127ZM165 255V254H164ZM197 255V254H196ZM212 255V254H211ZM37 256V255H36ZM86 256V254H85ZM107 256V254H106ZM110 256V255H108ZM192 256V255H191ZM194 256V255H193ZM260 256V255H258ZM54 257V256H53ZM82 256L80 254L75 253V261L78 262L80 260ZM105 257V256H104ZM114 257V256H111ZM110 257V259H111ZM128 257V256H126ZM211 257V256H210ZM209 257V258H210ZM249 257V256H248ZM88 258V257H87ZM101 258V256H100ZM99 258V259H100ZM119 258V257H118ZM125 259V257H123ZM122 258V259H123ZM245 258V256H244ZM42 259V258H41ZM103 259V258H102ZM100 259V260H102ZM200 259H202L200 257ZM198 259V260H200ZM212 259V258H211ZM247 259V260H249ZM255 259V258H254ZM39 260V259H38ZM48 260V259H47ZM64 260V259H63ZM86 260V259H85ZM104 260V259H103ZM102 260V261H103ZM106 260V259H105ZM127 260V259H126ZM125 260V261H126ZM195 260V259H194ZM204 260V259H203ZM213 260L215 261V264L219 261L217 260V258L214 256ZM243 260V259H242ZM246 260V261H247ZM35 261V260H34ZM33 261V262H34ZM82 261V259H81ZM110 261V260H109ZM117 261V260H116ZM115 261V263H116ZM122 261V260H121ZM165 261V259H164ZM171 261V260H170ZM201 261V260H200ZM212 260H210L209 264H212L211 262ZM105 262V261H104ZM108 262V261H107ZM112 262V259L111 261ZM124 262V261H123ZM205 262V261H203ZM35 263V262H34ZM43 263V262H42ZM90 263V262H88ZM118 263V262H117ZM193 263V262H192ZM239 263V262H238ZM33 264V263H32ZM86 264V263H85ZM110 264V263H109ZM177 264V263H176ZM195 264V263H194ZM220 264V263H219ZM241 264V263H239ZM243 264V263H242Z\"/></svg>","mask_w":264,"mask_h":264},{"label":"snow or ice","instance_id":"obj_3","mask_svg":"<svg viewBox=\"0 0 264 264\" xmlns=\"http://www.w3.org/2000/svg\"><path fill=\"white\" fill-rule=\"evenodd\" d=\"M249 2H251V0H249ZM113 7H115V6H113ZM181 18H183V13H181ZM59 23L62 25L64 22H63V20H60ZM156 71L157 72L160 71L159 66H157ZM58 75H59V72H58ZM129 83H132V82L130 81ZM163 86H164V82H161L159 84L149 85L147 87V89L145 90V88L143 87V85H142L139 77L136 78V81H135V89L136 90H135V93L134 94H135V96L138 99V105H139L138 111L142 115H146L148 120H151L152 119V116L157 113V109L155 107L154 102H151L148 99V94L149 93H153L154 94L158 88L163 87ZM50 94L54 97V95H55V89H51L50 90ZM47 108H48V115H49V117L53 119V123L51 124V128H52V130L55 133L59 134L60 131H61V129L59 127V124L63 123V121L62 120H60V121H56L55 120V113L53 111V106H52V102L51 101L47 104ZM260 115H261L260 113H257V116L256 117H253L252 119L255 120ZM169 123H171V122L170 121H166L165 124L163 125V127H167ZM140 126L143 128V127H145V124H141ZM211 127H212V125L209 124V128H211ZM262 131H264V130H262ZM256 151L259 152L260 149H257ZM249 155L252 156V153H249ZM260 155H261V158L264 159V152H260ZM0 158H2V154H0ZM252 162L254 164L256 163V159H255L254 156H252ZM233 167H234V165H233ZM259 173H260V169H258L257 170V173H255V174H259ZM98 174H103V173H98ZM5 176L7 177V174H5ZM216 176L219 178V182L220 183H224V184H227L228 183V179H231V180H235L236 179V176H235L234 173L229 178H225L220 173H217ZM245 179H246V177H245ZM60 183H64V181L62 180V181H60ZM212 183H213L214 189H215V183H216L215 180L212 181ZM231 187L233 188V191L231 192V195L233 196V203L236 204V203H238V201L236 200L237 193L235 191V186L232 185ZM215 190L218 191V189H215ZM49 191H51V190H49ZM47 194L48 193L46 192V195ZM55 195H59V193H55ZM240 196L243 197V203L244 204H248V193H247V191L245 190V191L241 192L240 193ZM187 210L188 209L186 208L185 211L187 212ZM237 211H239V208L238 207H237ZM262 211H264V210H262ZM12 215H16V213H12ZM228 223H231V221H228ZM256 226L257 227H261V225H260L259 222H256ZM234 227H235V225H234ZM220 231L223 232L224 229L221 228ZM225 239H227V238H225ZM233 239H235V235L234 234H233ZM241 239H243L242 236H241ZM149 247H151V246H149ZM217 252L219 254V250H217ZM141 261L143 262V264H147L146 261H143V258H141Z\"/></svg>","mask_w":264,"mask_h":264}]
</instances>
